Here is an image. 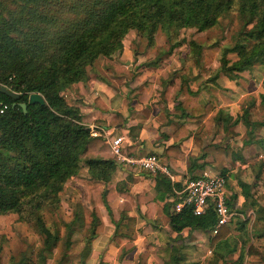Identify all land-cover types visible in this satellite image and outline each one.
Segmentation results:
<instances>
[{
    "label": "trees",
    "instance_id": "obj_1",
    "mask_svg": "<svg viewBox=\"0 0 264 264\" xmlns=\"http://www.w3.org/2000/svg\"><path fill=\"white\" fill-rule=\"evenodd\" d=\"M232 13L237 15L239 29L231 36L230 43L222 47L212 83L219 77L236 80L255 66L264 65V0H0V90L5 88L20 94V99L14 101L0 91V110L6 107L0 114V216L18 214L34 220L45 238L42 251L48 252L56 237L45 228L42 212L58 206L64 185L76 177L88 188L84 197L92 210L104 207L111 217L108 204L115 193L110 183L116 163L105 140L91 136L79 109L67 103L65 93L73 89L76 96L83 97L88 69L101 58L115 75L123 74L132 80L135 75L113 62L122 54L123 41L131 31L145 39L148 47H153L157 32L162 33L168 45L163 56H170L187 44V58L200 69L204 45L195 40H179L180 33L212 30ZM229 55H233V60ZM160 57L145 66L156 68ZM190 83L186 77H180V84ZM31 94L40 95L45 105L29 104ZM259 98L264 112V93ZM20 104L26 105V113ZM184 105L180 104L179 108L183 109ZM251 106L232 122V126L242 123L250 138L257 125L264 127V120L253 122ZM183 111L187 121H205L204 129L194 136L198 145L215 122L226 125L232 121L222 111L208 118L210 106L201 113ZM256 143L263 146L264 140ZM202 153L189 160L190 178L194 179L193 173L206 165L227 178L225 165L234 166V155L221 145L208 146ZM210 153L213 160L199 165ZM82 168L86 170L85 177H79ZM157 179L156 190L162 186L164 197L173 195L176 202L169 179L160 175ZM241 186L249 188L245 184ZM121 190L118 189L117 196H123L137 210L151 199L149 195L133 198ZM244 198L247 204L249 195L245 192ZM249 205L256 210L252 227L249 229L248 220L238 218L222 227L210 239L212 255L207 264H224L228 256L236 253L239 257L234 264H242L245 254L250 256L255 250L252 242L264 238V208L252 201ZM170 207L172 204L165 205L163 211L167 213L170 229L177 235L184 229L210 232L216 223L212 210L194 216L189 208L170 213ZM91 216L86 257L99 223L93 212ZM113 224L119 227V222ZM234 231L238 234L234 235ZM72 234L69 230L68 239ZM128 240L130 237L117 232L112 237L114 242ZM44 253L37 264H46ZM179 262V251L174 248L164 264ZM20 264L26 263L21 260Z\"/></svg>",
    "mask_w": 264,
    "mask_h": 264
},
{
    "label": "crops",
    "instance_id": "obj_2",
    "mask_svg": "<svg viewBox=\"0 0 264 264\" xmlns=\"http://www.w3.org/2000/svg\"><path fill=\"white\" fill-rule=\"evenodd\" d=\"M187 55L179 57L178 60L182 61L179 65L184 63ZM172 61H175L174 58L166 59L162 65L159 62L151 70L157 71V76L176 71ZM140 62L139 59L138 65ZM128 63V58L125 62H117L125 67ZM190 68L184 72L189 78ZM109 70H102L103 78H98V75L88 78L83 97L76 96L73 89L64 95L69 105L79 109L83 124L90 130L95 127L104 140L121 137L128 156H158L169 167L173 192L181 190L183 183L190 178V159L202 155V149L208 146H223L235 158L234 166L225 165L228 170L226 192L233 211L232 220L248 217L250 229L256 218V210L249 205L250 201L264 208V145L256 143L257 140H264V127L257 125L250 138L242 123L232 126V122L250 105H253L249 109L252 114L255 107L260 109L259 96L264 93V65L255 66L251 73L243 74L234 81L221 77L218 84H143L146 75L142 68L138 69V77L126 84L125 77L123 81L115 79L111 76L113 71ZM237 81L244 83L236 84ZM182 103L185 105L180 109ZM206 106H210L208 118H214L218 111H222L232 121L226 125L215 122L211 133L206 134L198 145L194 136L204 129L205 121H187L183 110L187 114L191 110L201 113ZM257 127H260L258 136L255 135ZM250 140H254L252 144L247 143ZM212 160L210 153L198 164L210 163ZM261 164L263 166L259 168ZM206 168L212 167L206 165L193 175L196 177ZM157 176L116 164L110 184L133 198L149 195L151 199L142 203L137 210L123 196H118L108 204L111 217L105 208H101L100 229L91 242L85 264H164L174 248L179 251L180 264H207L212 255L210 232L184 229L177 235L170 229L167 213L163 210L165 205L172 204L173 207L174 197H164L162 186H159L161 191L156 190ZM241 184L249 188L244 189ZM244 192L249 195L247 204ZM113 222H119V227L116 228ZM115 232L130 237V240L112 241ZM233 234L238 233L234 231ZM238 257L237 253L230 255L224 264H234ZM248 257L245 254L242 264H246ZM263 262L259 261L261 264Z\"/></svg>",
    "mask_w": 264,
    "mask_h": 264
},
{
    "label": "rangeland",
    "instance_id": "obj_3",
    "mask_svg": "<svg viewBox=\"0 0 264 264\" xmlns=\"http://www.w3.org/2000/svg\"><path fill=\"white\" fill-rule=\"evenodd\" d=\"M239 20L235 13L221 19L219 25L212 30L204 33H197L195 30H184L179 35V40H195L203 44L204 49L202 52V61L200 69L196 67L194 61L190 58H185L184 63L178 60L181 56H186L188 53V45L175 49L173 57L163 56V51L168 49L165 37L162 33L157 32L153 47H148L146 40L139 37L135 32L131 31L124 39V50L119 57L113 59L114 64L118 61L125 62L128 58L129 63L123 66L127 72L130 71L135 77L129 82H133L138 77V69L142 68L143 73L146 75L143 84H180V77H186L190 84H218L219 77L214 83L213 78L218 66L221 56V49L230 43L231 36L239 29ZM161 56V57H160ZM188 56V55H187ZM160 57L159 62L163 63L166 59L172 61L173 68L176 71H170L163 76H157V71H152V68L145 66L150 62ZM233 60V55L228 56ZM140 59V63L138 65ZM104 59L97 60L92 68L88 69V78L98 75V78H103L101 75L102 70L110 71L106 67ZM112 62V63H113ZM193 68H190V67ZM191 77H187L184 72L189 69ZM107 69V70H106ZM155 69V68H154ZM181 70H185L180 72ZM153 73H149V72ZM147 73V74H146ZM251 73V72H250ZM115 79L123 81V74L111 76ZM223 79H225L223 77ZM237 80V79H236ZM234 81V80H233ZM153 82V83H152ZM244 82L237 81L236 84H243ZM254 108L252 112V120L260 123L264 120V112L262 109ZM211 133V132H210ZM209 133V134H210ZM260 134V127L255 130V135ZM255 155V154H254ZM215 170L213 168H210ZM216 172H219L215 170ZM201 174V173H200ZM198 174L197 176H199ZM86 170L82 168L79 177H85ZM196 176V177H197ZM112 186V185H111ZM100 189V188H99ZM113 198H117L118 188H114ZM88 188L79 183L77 178H71L63 187L59 195V204L56 208L51 210H44L42 212V219L45 228H47L55 237L56 240L48 252L42 251L44 247V236L41 235L34 223V220L28 218H21L18 214H7L0 216V264H20L23 260L26 264H37L39 256L44 253L47 256L46 264H85L88 256L86 257V238L90 234V224L92 220V212L99 220L96 231L100 229L99 212L101 208L97 207L92 210L91 206L85 199ZM29 213V212H28ZM69 230L72 231V237L68 239L67 234ZM255 250L251 252L250 256L246 259V264H261L259 261H264V238L254 240ZM264 263V262H263Z\"/></svg>",
    "mask_w": 264,
    "mask_h": 264
},
{
    "label": "built area",
    "instance_id": "obj_4",
    "mask_svg": "<svg viewBox=\"0 0 264 264\" xmlns=\"http://www.w3.org/2000/svg\"><path fill=\"white\" fill-rule=\"evenodd\" d=\"M4 109L6 107L0 110V114ZM91 136H99L95 127L91 129ZM105 143L116 164L172 179L169 167L158 156L154 154L140 158L128 156L123 149L121 137L105 139ZM174 195L177 198L172 207L174 213H180L185 208H189L194 216H203L208 210L215 213L216 223L210 231L212 237L233 219V211L228 205L226 178L220 172L206 168L194 179H187L183 183V188L174 192ZM247 219L248 217H244V220Z\"/></svg>",
    "mask_w": 264,
    "mask_h": 264
},
{
    "label": "water",
    "instance_id": "obj_5",
    "mask_svg": "<svg viewBox=\"0 0 264 264\" xmlns=\"http://www.w3.org/2000/svg\"><path fill=\"white\" fill-rule=\"evenodd\" d=\"M0 91H1L2 94H4L5 96L11 98L14 101L20 99V94H18L16 92L9 91V90H7L5 88H2ZM28 102H29V104H39L41 106L45 105V101L38 94L29 95ZM18 106L23 110L24 113H26V105L25 104H20Z\"/></svg>",
    "mask_w": 264,
    "mask_h": 264
}]
</instances>
